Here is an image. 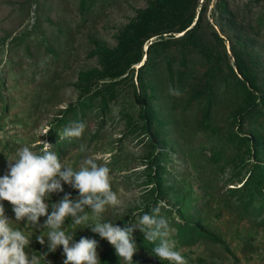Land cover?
<instances>
[{"label": "trees", "instance_id": "obj_1", "mask_svg": "<svg viewBox=\"0 0 264 264\" xmlns=\"http://www.w3.org/2000/svg\"><path fill=\"white\" fill-rule=\"evenodd\" d=\"M115 1L22 0L17 9L28 25L4 37L2 45L8 41L9 51L22 50L13 62L28 63L26 76L48 99L67 66L61 45L69 54L77 29ZM258 43L264 46V0H148L118 30L115 45L91 40L86 56L95 57L97 65L78 70L72 82L75 100L58 110L42 140L60 158L81 145L86 149L81 153L96 154L99 144L122 127L109 141L106 165L117 172L124 161L131 163L125 144L134 142L140 164L122 174V183L141 188L142 202L121 227L159 205L170 224L169 239L182 247L216 242L197 217L189 183L168 178L186 167L206 181L225 174L221 185L227 199L243 217L264 225V56ZM5 75L0 71V89H5ZM170 87L182 95H171ZM6 95L0 91V129L10 108ZM74 122L85 123L82 137L59 140L58 133ZM9 141L0 138V146L8 148ZM12 144L19 145L14 139ZM2 203L5 211H13L9 202ZM133 235L138 249L133 264H160L152 252L155 244L139 229ZM82 236L98 242L101 264H121L106 239L91 231L74 239ZM65 259L61 247L48 252L42 264Z\"/></svg>", "mask_w": 264, "mask_h": 264}, {"label": "rangeland", "instance_id": "obj_2", "mask_svg": "<svg viewBox=\"0 0 264 264\" xmlns=\"http://www.w3.org/2000/svg\"><path fill=\"white\" fill-rule=\"evenodd\" d=\"M21 1L0 0V71H6L5 89H0V91L7 92L6 99L10 105L6 112L7 116L5 115L6 118L3 119L6 126L0 129V138L11 140L8 148L0 146V176H3L8 170L6 157L14 155L19 147L28 145L38 151L35 146L37 143L39 144L40 139L42 140L44 135L41 136V134L46 130L49 121L58 110L75 100L77 92L72 86V82L76 79L78 70L97 65L95 57L86 56L92 46L91 40H97L109 46L115 45L118 30L134 15L136 8L145 6L148 0H116L111 6L100 10L84 26L77 29L69 54L61 45L60 52L66 58L67 66L64 67L62 78L57 82L56 94L52 97L48 95V99H45L46 96L42 95V92H36L35 82L29 81L26 76L30 73L28 63L25 61L21 64L13 62L22 53V50L9 51L8 41L4 46L2 45L4 37L8 34L10 36L17 34L28 25V18L26 19L23 13L17 9ZM48 34H50L49 31ZM256 47L261 49L264 56V46L258 43ZM21 70L23 75L20 74ZM36 96H40V98L37 99ZM121 129L122 127L114 129V132L108 136L107 143L99 144L98 153H89L90 156L99 160L97 163L106 165L112 153V150L107 149L109 141L111 138H117ZM13 139L19 145L12 144ZM125 150L132 153L133 161L131 163L124 161L122 165L125 167L120 171L110 172L112 189L117 193L122 204L119 209L108 208L104 213L105 220L115 221L116 224H119L131 210L139 207L142 202L141 188L122 183V174L133 170L132 166L140 164L136 160V153H134L137 151L134 142H127ZM87 154L81 153L80 149H67L61 159H64L65 164L78 169L81 161L89 156ZM171 157L175 159V155H171ZM176 164V169L179 170L180 162H176ZM186 170L185 173L179 172L169 175L168 178L171 181L175 179L178 182L184 180L189 183L188 196L192 197L191 201L198 213L197 217L201 225L218 238L214 243L199 241L195 245L187 247H182L175 240L170 239L176 250L185 257L187 264H264V225L258 224L253 217H243L236 207V203L227 199L226 187L221 185L226 175H218L213 182V180L206 181L202 175L197 177L195 172L187 167ZM63 187V193L52 194L53 202L59 201L65 193H70L73 199L78 197L77 190L67 184H64ZM218 187H220L219 190ZM227 187H232V185ZM50 211L51 209H49ZM5 214L10 219H15L13 211H5ZM89 214L91 215L90 212ZM45 219L46 217H41L40 222L43 223ZM71 223V220L66 221L68 231H72V228L68 227ZM92 223L93 221L90 220L89 224ZM12 226L29 236L32 252H37V250L48 252L47 240L45 239V243L41 244L37 239L39 235H43L40 230H33L23 222L14 221ZM90 231V228L77 229L75 237ZM61 247H58L55 252ZM157 261L160 264H170L168 261H160L159 258Z\"/></svg>", "mask_w": 264, "mask_h": 264}, {"label": "clouds", "instance_id": "obj_3", "mask_svg": "<svg viewBox=\"0 0 264 264\" xmlns=\"http://www.w3.org/2000/svg\"><path fill=\"white\" fill-rule=\"evenodd\" d=\"M169 93L177 97L182 95L179 89L171 87ZM85 128L84 122H74L58 133L59 140L79 139ZM49 131L45 130L41 136ZM39 143L42 147L38 151L24 145L14 155L6 157L8 170L0 176V264H42L48 252L54 253L61 246L66 257L64 264H101L98 242L94 238L82 236L78 241L74 239L77 229L82 228H90L91 232L106 239L123 264H133V256L138 250L133 233L137 229L145 241L155 244L152 252L160 261L187 264L169 239L170 224L161 215L159 205L150 212H143L138 220L132 219L124 227L115 221L105 220L104 213L108 208L119 209L122 204L112 189L110 168L97 163L89 155L81 161L78 169H74L63 162L51 143L41 139ZM85 150L81 145L80 151ZM64 184L77 190L78 197L73 199L70 193H65L59 201L51 202L52 194L64 192ZM3 201L12 205L14 220L5 214ZM41 217H46L43 223L40 222ZM69 218L72 223L68 227L72 231L66 227ZM90 220L92 224H89ZM14 221L40 230L43 235L37 239L41 244L47 240L48 252L37 255L26 251L31 239L23 231L13 228Z\"/></svg>", "mask_w": 264, "mask_h": 264}]
</instances>
